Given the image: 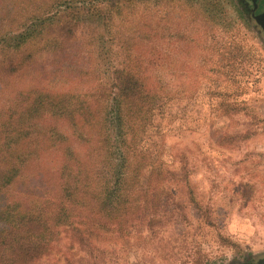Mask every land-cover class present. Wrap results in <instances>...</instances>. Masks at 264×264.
<instances>
[{
	"label": "trees",
	"instance_id": "16d2710c",
	"mask_svg": "<svg viewBox=\"0 0 264 264\" xmlns=\"http://www.w3.org/2000/svg\"><path fill=\"white\" fill-rule=\"evenodd\" d=\"M29 1L15 31L0 29V69L39 81L0 112V264H39L59 241L61 252L76 248L62 264H118L116 240L148 212L149 226L160 222L166 204L163 172L141 139L170 95L160 74L166 8L214 26L228 19L216 0H80L46 12L51 0ZM45 56L54 76L72 69L75 78L35 75Z\"/></svg>",
	"mask_w": 264,
	"mask_h": 264
},
{
	"label": "rangeland",
	"instance_id": "374dc122",
	"mask_svg": "<svg viewBox=\"0 0 264 264\" xmlns=\"http://www.w3.org/2000/svg\"><path fill=\"white\" fill-rule=\"evenodd\" d=\"M67 1L80 0H51L44 11ZM216 1L226 27L203 16L171 18L166 8L160 74L170 95L141 137L163 172L166 204L156 214L160 222L149 226L148 212L131 237L116 240L118 264H264V13L254 0ZM29 3L0 0V29L15 31L24 9L33 10ZM52 61L35 75L45 70L53 82L75 78L72 69L54 76ZM11 75L0 69V112L23 86L39 82ZM62 245L39 264L75 259L76 248L61 252ZM83 249L87 261L92 247Z\"/></svg>",
	"mask_w": 264,
	"mask_h": 264
},
{
	"label": "flooded vegetation",
	"instance_id": "af4514ba",
	"mask_svg": "<svg viewBox=\"0 0 264 264\" xmlns=\"http://www.w3.org/2000/svg\"><path fill=\"white\" fill-rule=\"evenodd\" d=\"M254 2L258 7H261L263 9L262 11L264 13V0H254ZM258 10H260V8H258Z\"/></svg>",
	"mask_w": 264,
	"mask_h": 264
}]
</instances>
